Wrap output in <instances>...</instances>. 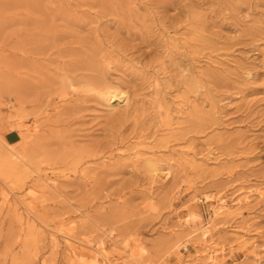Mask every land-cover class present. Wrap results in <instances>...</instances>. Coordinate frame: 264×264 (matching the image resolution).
Masks as SVG:
<instances>
[{
	"label": "rangeland",
	"instance_id": "374dc122",
	"mask_svg": "<svg viewBox=\"0 0 264 264\" xmlns=\"http://www.w3.org/2000/svg\"><path fill=\"white\" fill-rule=\"evenodd\" d=\"M99 242L264 264V0H0V264Z\"/></svg>",
	"mask_w": 264,
	"mask_h": 264
},
{
	"label": "bare ground",
	"instance_id": "6f19581e",
	"mask_svg": "<svg viewBox=\"0 0 264 264\" xmlns=\"http://www.w3.org/2000/svg\"><path fill=\"white\" fill-rule=\"evenodd\" d=\"M108 92H109V94L111 95V101L112 102H115V101H117V100H123V99H125L128 95H127V92H125V91H123V90H120V89H118V88H115V87H109L108 88ZM120 102V101H119ZM7 141V140H6ZM11 154H12V152H11ZM158 165V164H157ZM158 167V166H157ZM157 167H155V168H153L154 169V171L156 172V174H157V171H158V169L159 168H157ZM168 175L169 174H171L172 172H171V170H167V172H166ZM159 174H160V172H159ZM164 174V173H163ZM166 175V174H165ZM167 176V175H166ZM33 189V188H32ZM35 192V191H34ZM242 195V194H241ZM34 196V195H33ZM251 196V195H250ZM249 196V197H250ZM246 198H248L247 196H246ZM236 200H239V199H236ZM216 207V206H215ZM227 207H228V204H227V202L224 200L223 202H222V205L219 207V209L217 210V214H221V213H225L227 210ZM216 212V211H215ZM188 221V220H187ZM240 228V227H239ZM243 229H245V227L243 228ZM248 230H249V228H248ZM247 230V231H248ZM203 232H202V234L204 235V236H208V226L207 227H205V229L204 230H202ZM195 232V231H194ZM249 232L250 231H248V234H249ZM192 233V232H191ZM244 234V233H243ZM71 236V235H70ZM208 239H209V237H208ZM92 241V240H91ZM100 241V240H99ZM102 241V240H101ZM104 241V240H103ZM106 241V240H105ZM107 242V241H106ZM207 242V241H206ZM107 244V243H106ZM205 244H207V243H205ZM210 244V243H209ZM211 245V244H210ZM93 246V245H92ZM209 246V245H208ZM97 247H98V250H96L95 252H94V258H93V260H92V263L93 264H99L100 262H103V261H101L100 260V258H101V256H103V258H104V262H103V264H111L110 263V258L108 257V255H107V252H106V245H105V242H99L98 244H97ZM73 251H74V253L76 254V255H79V254H85V252L84 251H82V250H77L76 249V247L75 246H73ZM109 252V251H108ZM212 254V253H211ZM210 257V256H209ZM110 260V261H109ZM112 263H113V261H111Z\"/></svg>",
	"mask_w": 264,
	"mask_h": 264
},
{
	"label": "crops",
	"instance_id": "0c3cea01",
	"mask_svg": "<svg viewBox=\"0 0 264 264\" xmlns=\"http://www.w3.org/2000/svg\"><path fill=\"white\" fill-rule=\"evenodd\" d=\"M5 137L8 142L14 143L21 139V134L18 130H10L6 133Z\"/></svg>",
	"mask_w": 264,
	"mask_h": 264
}]
</instances>
